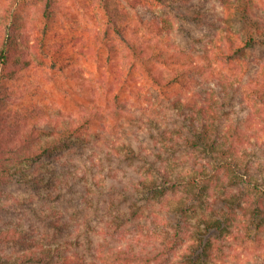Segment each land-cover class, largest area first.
Returning <instances> with one entry per match:
<instances>
[{
  "label": "trees",
  "instance_id": "1",
  "mask_svg": "<svg viewBox=\"0 0 264 264\" xmlns=\"http://www.w3.org/2000/svg\"><path fill=\"white\" fill-rule=\"evenodd\" d=\"M153 1L161 5L181 1V4L176 5L178 8L189 2L130 0V4L134 8L142 4L150 9L149 5ZM216 1L217 6L214 4V8L221 6L222 10L219 12L211 10L202 15L200 11L187 10L175 16L154 15L150 18L149 24L158 35L172 34L176 29L182 28L183 23L180 20L184 18L199 22L202 26L201 30L205 34L202 45L198 46L201 39L191 34L192 36L188 35L187 42L173 39L172 46L178 48V54L194 56L192 50L197 45L200 56L206 54L210 57L207 69H211L214 62L220 69L215 66L216 70L211 75L204 70L200 76L188 82L184 78L186 71L190 69L184 61H180L175 72L166 74L160 67L169 58L165 56L167 51L163 46L155 43L153 39L145 40L143 35L137 33L135 37H129L126 26L117 21L113 22L121 35L124 52L121 62L118 61L115 67H104L102 71L101 84L110 96L107 98L110 116L116 120L120 117L128 120L131 114L136 113L133 107L139 106L141 109L140 101H148L154 105L160 99V111H164L163 119L147 113L148 120L144 131L147 135L145 138H150L149 142L145 139L135 142L132 138L121 140L122 135L114 137L108 131L112 126L109 124L111 120L103 123L100 129L94 128V120L101 116L98 109L91 110L85 121L65 119L62 126L56 125L54 128L41 124L26 125L23 128L12 126L8 141H0V183L22 179L23 176L34 186L45 184L47 198L55 200L63 196L64 187L71 190V186H76L79 181L91 182L96 190L103 191L101 187L108 185L107 179L116 176L108 186V192L117 201L114 204L116 208L124 203L128 209L127 212L122 211L123 213L118 209L119 212L112 218L111 228H115L116 232H121L117 228V219H123L126 214H129L131 221L144 216L150 220L152 214L158 213L154 209L155 202L165 203L171 197L179 199L175 210L181 217V223L173 237L165 236L162 241L157 237V241L155 239L152 243V249L141 253L132 252L129 243H122L114 247L116 260H132V256L149 261V264H175L174 257L181 255L182 264H211L227 253L224 246H231L227 243L230 237L244 243L249 238L261 239L260 232L264 231V196L260 195L254 200L249 196L247 200L235 205L233 192L230 191L228 196H224L228 191L219 193L217 180L224 167L239 165L234 160V155L241 149L242 144L245 145L242 143L245 141L243 135H237L239 127H236V131L231 130L233 119L244 109L246 120L253 119L257 114L264 120V55H260L259 61L254 63L255 69L251 73L254 77L252 80L261 82V86L251 85L252 83L241 85L226 72L239 63L242 57L247 56L248 50L264 45V0ZM45 13L48 14V11L45 10ZM10 28L8 26V32L0 39V75L14 78L23 66H28L33 60L44 61L47 35L43 30L41 34L34 36V42L30 44L28 38L18 36ZM113 74L114 79H111ZM175 85H182V89L170 92V88ZM258 105L260 110L255 113ZM138 127L140 129V125ZM254 138L256 142L249 140L251 145L262 141L257 134ZM79 139H93L92 146L103 142L100 150H103L104 157L88 156L86 163L77 166L72 181L68 178H57L51 186H47L42 171L44 159ZM84 147L85 145L81 146L78 142L74 146L76 149ZM107 155L119 164H136V177L126 179L124 170L121 174L111 173L112 169L106 170L103 161ZM219 158H232V162H221ZM26 162H36V167L29 173L18 171L16 165ZM250 167L248 164L244 165L245 171L238 173L237 177L246 178L250 174ZM121 169L120 166L113 168L114 171ZM253 187L261 193L264 191L254 184ZM221 199L226 202V207L220 213L214 214L215 210L210 207ZM139 200H143V203L140 204ZM149 205H152L151 208ZM147 208L149 215H146ZM46 210L42 209L38 216L55 229V236L59 233L64 235L67 246L59 244L53 247V244L46 246L38 242L33 249L18 254L14 261H11V257H0V264H105L108 251L105 250L104 237L111 229L108 221L103 226L92 228L84 217V221H76L74 225H70L62 219L60 213L54 217L56 212L49 213ZM190 211L198 212L196 217L201 223L193 228L188 220ZM30 233L25 234L19 227L8 226L0 229V240L21 243L23 238L34 239L32 233L35 232ZM145 234L153 235L150 232ZM135 241L137 245L143 243L142 237H137ZM185 244H188L187 251H179L185 248ZM122 253L125 255L122 256Z\"/></svg>",
  "mask_w": 264,
  "mask_h": 264
},
{
  "label": "rangeland",
  "instance_id": "2",
  "mask_svg": "<svg viewBox=\"0 0 264 264\" xmlns=\"http://www.w3.org/2000/svg\"><path fill=\"white\" fill-rule=\"evenodd\" d=\"M178 3L182 2L161 5L159 2L153 1L148 9V6L142 4L134 8L130 4V0H0V39L3 34L8 32V26L11 27V32L28 38L30 44H33L34 36L41 34L43 30L47 35L44 61L33 60L28 66H23L18 76L14 78L0 75V141H8L12 126L23 128L26 125L41 124L54 128L56 125L62 126L65 119L76 118L85 121L91 110L98 109L101 116L94 120V128L100 129L103 127V123L111 120L109 124L112 126L108 131L113 133L114 137L122 135L121 140L132 138L135 142L143 139L149 142L150 138H145L147 135L144 131V127L147 126V113H152L151 115L163 119L164 111H160L162 101L156 100L154 105L148 101H140L141 109L139 106L133 107L134 113H136L129 114L128 120H124L123 117L116 120L110 116L111 112L107 104V98L110 96L107 95L101 84L102 71L104 67H115L118 61H122L124 44L120 39L119 30L113 25V22L117 21L127 27L129 37H135L137 33L143 35L145 40L153 39L155 43L166 49L165 56L169 57L168 62L160 65L166 74L175 72L176 68L180 66V61H184L190 69L186 71L184 78L187 82L200 76L204 70L209 75L213 74L216 70L214 67L218 64L214 62L211 69H207L210 65V57L206 54L200 56L197 48L203 44L205 39L199 22L184 18L180 20L183 23L182 28L176 29L172 34L165 33L163 35H158L155 30H152L149 22L154 15L175 16V14H181L187 10L190 12L200 11V14L204 15L211 10L219 12L222 10L221 6L214 8L216 0H189L188 4L183 5L182 8L176 6ZM45 10L48 11V14L45 13ZM191 34L201 39L195 50H192L194 56L176 53L178 48L172 46L173 39L187 42V37ZM247 52V56L242 57L239 63L233 65L231 69H227L226 72H229L233 79L241 85L246 83V86L252 83L251 85L261 86V82L257 83L256 80H252L254 77L251 76V73L255 69L254 63L259 61L260 55H264V45H259ZM218 69L220 68L218 67ZM114 76L115 74L111 79H114ZM180 89H182V85H175L169 91ZM258 110H260L259 105L256 106L255 113ZM245 113V110L242 109L240 115L233 119L231 127L232 131H236L238 126L237 135H243V140H245L242 142L245 145L242 144L241 149L234 155L236 158L234 160H237L239 165L224 167L225 174L222 171L223 173L219 174L220 178L217 180L219 193L228 191L224 195L228 196L232 191L236 201L235 205L247 200L249 196L253 200L260 195L264 196V191L261 193L253 187L254 184L264 189V120L262 121V116L258 114L253 119L246 120ZM135 122L136 124H133ZM255 134L259 135L262 141L251 145L249 140L255 141ZM93 139L91 141L79 139L78 144L85 145L84 148H74L77 145L75 142L70 146L63 147L62 150L55 151L52 156L46 157L42 170L45 174L46 185L51 186L57 178H68L69 181H72L77 166L86 163L88 156L91 158L99 155L104 157L103 150H100L104 145L103 142L92 146ZM118 142L120 143L119 139ZM219 159L221 162L232 160V158ZM35 163L26 162L17 164L16 167L18 171L29 173L36 167ZM103 163L106 170L112 169L111 173L121 174L124 170L126 179L130 177L134 179L137 175L136 164L127 165L125 162L119 164L117 160L110 159L109 155L105 157ZM246 164L251 166L250 174L241 179L237 175L245 171L243 166ZM115 166H120L122 169L114 171ZM21 178L0 183V229L15 226L25 234L33 231L35 233H32L34 239L23 238L21 243L14 241L8 243V241L0 240V257H11V261L17 259L18 254H22L30 248L33 249L35 243L38 242L46 246L53 244V247L59 244L67 246L64 235L59 233L55 236V229L53 230L38 216L44 208L49 213L56 212L54 217L60 213L62 219L70 225H74L76 221H84L85 217L92 228L103 226L106 221L111 228L112 218L117 215L118 209L121 212L128 211L127 204L120 203L117 208L114 206L117 201L108 192V186L114 181L112 177L107 179V186L101 187L103 191L96 190L91 182L79 181L76 186H71V190L64 187L62 189L63 196L55 200L47 198L48 190H46L45 184L34 186L23 176ZM117 178L119 179V177ZM36 189H39L40 192ZM138 202L141 204L143 200ZM178 202L179 199L176 197H171L165 203L155 202L154 209L158 213L152 214L150 220L144 216L142 219L131 221L129 214H126L123 219H117V228L121 232H116L115 228H111L110 233L105 234L104 237L106 239L105 250L108 251L105 264H149V261L145 262L144 259L132 256V260H116L114 247L122 243H129L132 252L141 253L152 249V243L155 239L157 241V237L160 240L165 236L173 237L176 229H180L178 225L181 223V217L175 210ZM196 204L200 205L198 202ZM151 206L149 205L150 208ZM224 207H226V202L221 199L217 200L210 209H214V214H216L220 213L219 211ZM210 209L208 213L211 212ZM148 210L149 208L146 210V215H149ZM199 212L201 213L202 209ZM197 213L191 211L188 213V220L193 224L192 228L201 224L196 217ZM161 214L166 215L162 216ZM146 232L153 235L149 236L145 234ZM157 232L161 235H158ZM260 234L261 239L249 238L246 243L230 237L227 239L230 240L227 243L231 246H224L227 253L217 262L213 261L211 264H264V231ZM154 235H156L155 238ZM137 237L143 239V243L140 245H137L135 241ZM187 245L185 244L183 246L185 248L179 251H187ZM121 255L124 256L125 253ZM181 258V255L174 257V263L182 264L180 263Z\"/></svg>",
  "mask_w": 264,
  "mask_h": 264
}]
</instances>
